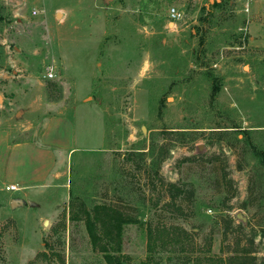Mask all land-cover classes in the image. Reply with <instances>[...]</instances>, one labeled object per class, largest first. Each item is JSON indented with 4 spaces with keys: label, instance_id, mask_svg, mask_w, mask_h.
<instances>
[{
    "label": "rangeland",
    "instance_id": "1",
    "mask_svg": "<svg viewBox=\"0 0 264 264\" xmlns=\"http://www.w3.org/2000/svg\"><path fill=\"white\" fill-rule=\"evenodd\" d=\"M2 74L75 86L77 131L100 118L103 142L34 194L0 188V264H108L95 205L137 220L113 264L264 258V0H0Z\"/></svg>",
    "mask_w": 264,
    "mask_h": 264
},
{
    "label": "crops",
    "instance_id": "2",
    "mask_svg": "<svg viewBox=\"0 0 264 264\" xmlns=\"http://www.w3.org/2000/svg\"><path fill=\"white\" fill-rule=\"evenodd\" d=\"M43 81L28 75L25 82L7 79L0 86V188L18 184L25 195L61 179L73 153L95 150L103 142L100 118L92 122L94 128L89 121L77 131V106L90 98L75 86L70 93L62 86L61 98L50 100Z\"/></svg>",
    "mask_w": 264,
    "mask_h": 264
},
{
    "label": "trees",
    "instance_id": "3",
    "mask_svg": "<svg viewBox=\"0 0 264 264\" xmlns=\"http://www.w3.org/2000/svg\"><path fill=\"white\" fill-rule=\"evenodd\" d=\"M170 187L176 188V185L171 184ZM176 194H178L177 191L172 195V199ZM128 223H137V220L128 215L125 216L107 205H95L90 211L86 210L85 226L91 246L94 250L103 253V257L108 264L114 263L115 258L110 251L118 248L122 228ZM149 233L152 234L151 230H149ZM262 236L264 237V233ZM113 245H116V247L114 248ZM150 245L151 242L148 249H151ZM250 263L255 264V257L250 258ZM117 264H119L118 260ZM244 264L247 263L244 262ZM257 264H264V258Z\"/></svg>",
    "mask_w": 264,
    "mask_h": 264
},
{
    "label": "built area",
    "instance_id": "4",
    "mask_svg": "<svg viewBox=\"0 0 264 264\" xmlns=\"http://www.w3.org/2000/svg\"><path fill=\"white\" fill-rule=\"evenodd\" d=\"M246 10H248L247 7H246ZM171 17L173 19H178L180 17V15L175 9H172ZM0 76H3V74ZM44 78L49 79V80L54 78L53 69L50 65H48L44 68ZM21 189H22V187L19 186L18 184H6L3 186V190L6 193H16V192H19Z\"/></svg>",
    "mask_w": 264,
    "mask_h": 264
},
{
    "label": "water",
    "instance_id": "5",
    "mask_svg": "<svg viewBox=\"0 0 264 264\" xmlns=\"http://www.w3.org/2000/svg\"><path fill=\"white\" fill-rule=\"evenodd\" d=\"M57 17L60 18L61 14H57ZM19 204H21V201L19 200L12 199L10 201V207H15L16 205H19Z\"/></svg>",
    "mask_w": 264,
    "mask_h": 264
}]
</instances>
